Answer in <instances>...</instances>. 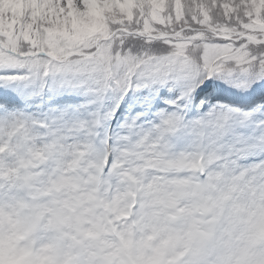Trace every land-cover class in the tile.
Masks as SVG:
<instances>
[{
	"label": "snow or ice",
	"instance_id": "snow-or-ice-1",
	"mask_svg": "<svg viewBox=\"0 0 264 264\" xmlns=\"http://www.w3.org/2000/svg\"><path fill=\"white\" fill-rule=\"evenodd\" d=\"M0 264H264V0H0Z\"/></svg>",
	"mask_w": 264,
	"mask_h": 264
}]
</instances>
